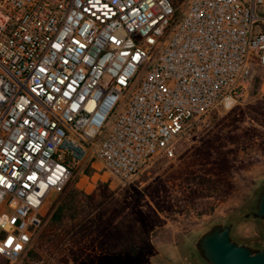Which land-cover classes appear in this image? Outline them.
<instances>
[{"label":"built area","instance_id":"built-area-1","mask_svg":"<svg viewBox=\"0 0 264 264\" xmlns=\"http://www.w3.org/2000/svg\"><path fill=\"white\" fill-rule=\"evenodd\" d=\"M260 67L264 0H0V254L22 257L88 151L84 190L126 183Z\"/></svg>","mask_w":264,"mask_h":264},{"label":"rangeland","instance_id":"rangeland-1","mask_svg":"<svg viewBox=\"0 0 264 264\" xmlns=\"http://www.w3.org/2000/svg\"><path fill=\"white\" fill-rule=\"evenodd\" d=\"M94 161L88 151L75 167L70 184L81 177L76 186L87 193L96 192L98 183L104 182L116 194L125 195L126 210L150 227L148 250L134 257L110 254L105 234L81 238L69 233L53 254L45 246H37L30 263L205 264L191 255L190 242L199 231L221 218L234 222L233 235L239 241L263 245L264 220L246 218L245 214L253 205L259 181L264 177V67L257 69L248 92L232 108L221 105L196 121L178 140L174 156L158 157L130 181L119 183L105 173L91 192L84 190L85 175L101 168L96 161L93 173L89 174L87 169ZM188 163L191 170L202 175L200 180L191 182L186 178ZM99 172L103 174L104 169ZM62 196L50 197L45 217ZM42 230L43 226L39 231ZM63 257L69 260L62 262ZM5 258L0 254V262ZM26 263L22 257L10 262Z\"/></svg>","mask_w":264,"mask_h":264},{"label":"trees","instance_id":"trees-1","mask_svg":"<svg viewBox=\"0 0 264 264\" xmlns=\"http://www.w3.org/2000/svg\"><path fill=\"white\" fill-rule=\"evenodd\" d=\"M93 171V167L87 169L89 174ZM184 173L191 182L202 178L201 174L190 169V163ZM62 194L60 201L45 219L43 230L38 232L33 244L23 253L22 258H25L26 264H32L30 260L37 246H45V250L53 254L63 245L62 241L69 233L81 238L105 234L107 252L110 254L134 257L148 250L150 227L138 215L126 210L125 195L116 194V190L108 183L99 182L94 193L79 189L76 182L69 183ZM62 260L67 262L69 259L63 257ZM10 262L6 257L0 264Z\"/></svg>","mask_w":264,"mask_h":264},{"label":"water","instance_id":"water-1","mask_svg":"<svg viewBox=\"0 0 264 264\" xmlns=\"http://www.w3.org/2000/svg\"><path fill=\"white\" fill-rule=\"evenodd\" d=\"M246 218L264 220V177ZM234 222L216 219L190 242L191 255L205 264H264V244L255 246L241 242L233 235Z\"/></svg>","mask_w":264,"mask_h":264},{"label":"snow or ice","instance_id":"snow-or-ice-1","mask_svg":"<svg viewBox=\"0 0 264 264\" xmlns=\"http://www.w3.org/2000/svg\"><path fill=\"white\" fill-rule=\"evenodd\" d=\"M8 242H9V243H11V241H10V240H9Z\"/></svg>","mask_w":264,"mask_h":264},{"label":"bare ground","instance_id":"bare-ground-1","mask_svg":"<svg viewBox=\"0 0 264 264\" xmlns=\"http://www.w3.org/2000/svg\"><path fill=\"white\" fill-rule=\"evenodd\" d=\"M229 105V104H228Z\"/></svg>","mask_w":264,"mask_h":264}]
</instances>
